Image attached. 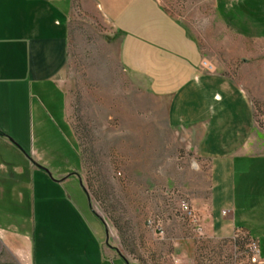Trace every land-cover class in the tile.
<instances>
[{"label": "crops", "instance_id": "1", "mask_svg": "<svg viewBox=\"0 0 264 264\" xmlns=\"http://www.w3.org/2000/svg\"><path fill=\"white\" fill-rule=\"evenodd\" d=\"M76 5L101 14L118 39L120 68L138 95V134L170 135L197 173L206 169L208 201L194 206L207 237L254 238L238 219V195L264 193V0H212L199 27L161 0H0L1 214L9 218L14 198L32 210L30 226H0V264H107L117 256L90 201L102 226L84 222L64 198L71 176L84 189L80 172L51 179L44 170L67 161L45 136L64 138L66 129L77 144L66 87Z\"/></svg>", "mask_w": 264, "mask_h": 264}, {"label": "rangeland", "instance_id": "2", "mask_svg": "<svg viewBox=\"0 0 264 264\" xmlns=\"http://www.w3.org/2000/svg\"><path fill=\"white\" fill-rule=\"evenodd\" d=\"M161 1L196 27L201 26L204 16L213 14L212 0ZM117 40L101 14L74 7L66 87L68 122L79 147L66 129L64 138L51 132L45 141L58 146L67 161H52V167L44 170L49 178L55 171L80 172L88 196L79 179L71 176L63 186L64 198L84 222L102 226L90 209V199L106 226L108 247L117 255L107 264H204V257L215 251L216 240H198L187 226L189 220L179 215L178 204L188 201L203 227L194 205L207 204L206 169L197 173L191 155L171 147L170 135L138 134V123L133 126L131 117L133 111L138 112L133 104L138 95L120 68ZM259 122L264 128V120ZM2 152L0 145V155ZM15 156L9 159L21 165V157ZM19 179L22 182L24 177ZM17 191L23 192L20 186ZM14 199L7 205L9 218L1 214L0 206V226H30L32 210L27 202L19 205L20 199ZM57 201L62 202L63 196ZM240 201L246 207L240 206ZM240 218L251 236L259 240L264 258V193L258 188H250L245 199L238 195ZM219 249L228 254L233 251L229 245Z\"/></svg>", "mask_w": 264, "mask_h": 264}, {"label": "built area", "instance_id": "3", "mask_svg": "<svg viewBox=\"0 0 264 264\" xmlns=\"http://www.w3.org/2000/svg\"><path fill=\"white\" fill-rule=\"evenodd\" d=\"M202 66L206 69L211 67L206 61L202 62ZM178 210L180 216H184L189 220V229L195 234L198 240L206 239L204 229L199 224L197 217L193 213L188 201L181 200L178 204ZM212 240V239H210ZM216 246L215 251L208 254L203 259L204 264H264V260L260 256L259 243L254 238H251L244 231H237L231 237L225 239H218L213 242ZM232 246L233 251L231 253H225V250L221 251L219 248H226V246ZM238 245L240 251L238 250Z\"/></svg>", "mask_w": 264, "mask_h": 264}, {"label": "trees", "instance_id": "4", "mask_svg": "<svg viewBox=\"0 0 264 264\" xmlns=\"http://www.w3.org/2000/svg\"><path fill=\"white\" fill-rule=\"evenodd\" d=\"M84 191H85V189H84ZM85 193H86V191H85ZM87 194V193H86ZM87 196H88V194H87ZM88 199H89V197H88ZM89 201H90V199H89ZM101 220V219H100Z\"/></svg>", "mask_w": 264, "mask_h": 264}]
</instances>
